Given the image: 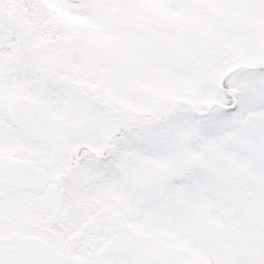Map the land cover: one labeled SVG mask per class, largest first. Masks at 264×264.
<instances>
[{"label": "snow or ice", "instance_id": "6c2138e0", "mask_svg": "<svg viewBox=\"0 0 264 264\" xmlns=\"http://www.w3.org/2000/svg\"><path fill=\"white\" fill-rule=\"evenodd\" d=\"M0 264H264V0H0Z\"/></svg>", "mask_w": 264, "mask_h": 264}]
</instances>
